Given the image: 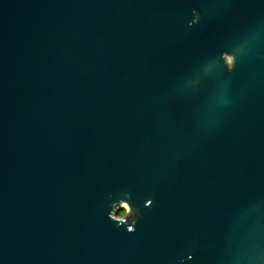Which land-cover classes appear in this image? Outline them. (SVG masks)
Masks as SVG:
<instances>
[{"label": "water", "instance_id": "water-1", "mask_svg": "<svg viewBox=\"0 0 264 264\" xmlns=\"http://www.w3.org/2000/svg\"><path fill=\"white\" fill-rule=\"evenodd\" d=\"M0 264H264V0H0Z\"/></svg>", "mask_w": 264, "mask_h": 264}, {"label": "clouds", "instance_id": "clouds-1", "mask_svg": "<svg viewBox=\"0 0 264 264\" xmlns=\"http://www.w3.org/2000/svg\"><path fill=\"white\" fill-rule=\"evenodd\" d=\"M139 215H140L139 211L132 213L133 223H135V219L137 217H139ZM128 216H129V208H128L127 205H124L123 209L120 210L118 212V214H114L110 218L115 220V221L123 222L125 220V218L128 217ZM127 231L131 232V231H135V229L130 227V228L127 229Z\"/></svg>", "mask_w": 264, "mask_h": 264}, {"label": "rangeland", "instance_id": "rangeland-1", "mask_svg": "<svg viewBox=\"0 0 264 264\" xmlns=\"http://www.w3.org/2000/svg\"><path fill=\"white\" fill-rule=\"evenodd\" d=\"M123 209V206H119V207H117L115 210H114V214H118V212L120 211V210H122Z\"/></svg>", "mask_w": 264, "mask_h": 264}]
</instances>
